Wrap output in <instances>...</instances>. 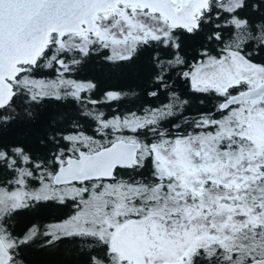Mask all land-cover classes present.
Wrapping results in <instances>:
<instances>
[{"label": "snow or ice", "instance_id": "1", "mask_svg": "<svg viewBox=\"0 0 264 264\" xmlns=\"http://www.w3.org/2000/svg\"><path fill=\"white\" fill-rule=\"evenodd\" d=\"M37 253L264 264V0H0V264Z\"/></svg>", "mask_w": 264, "mask_h": 264}, {"label": "trees", "instance_id": "2", "mask_svg": "<svg viewBox=\"0 0 264 264\" xmlns=\"http://www.w3.org/2000/svg\"><path fill=\"white\" fill-rule=\"evenodd\" d=\"M95 70L98 72L100 71L99 67H97ZM34 258L36 259L38 264H50V261L52 259L46 256L39 255L38 253L35 255Z\"/></svg>", "mask_w": 264, "mask_h": 264}]
</instances>
